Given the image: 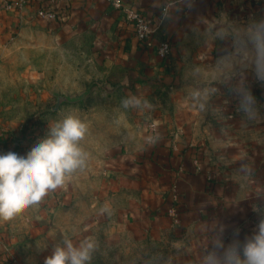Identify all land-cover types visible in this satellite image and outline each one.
Listing matches in <instances>:
<instances>
[{"label":"crops","instance_id":"1","mask_svg":"<svg viewBox=\"0 0 264 264\" xmlns=\"http://www.w3.org/2000/svg\"><path fill=\"white\" fill-rule=\"evenodd\" d=\"M4 1L0 0V5ZM122 2L140 13L153 30L148 39L139 40L134 24L107 0L60 1L54 7L57 18L53 20L34 18L36 11L48 3L32 0L31 9L24 14L0 11V43L18 34L21 24L33 21L59 37L90 29L103 55L118 56L116 64L129 74L126 84L132 83L138 92L151 89L145 100L149 109L142 116L140 136L113 155L107 174H113L114 179L105 180L106 191L90 206L91 218L84 231L92 234L113 223L154 235L171 232L189 241L191 260L196 258L203 264L216 241L225 246L236 239L243 242L264 219V154L256 158L250 151L230 150L226 147L230 142L225 139L228 128H213L201 120L209 117L206 108L210 102H227L225 112L234 121L241 120V128L264 129V83L257 81L251 70L243 73L248 87L256 86L262 103L250 120L238 111L237 98L231 91L240 77L229 81L214 78L217 61L235 51L238 32L250 20L264 18V0ZM217 29L227 34L224 39L218 38ZM163 42L171 45L166 58L158 55ZM165 85L168 95L162 97L160 86ZM205 88L215 92L200 109L191 93ZM154 122L157 138L147 143V127ZM257 146L258 153H264V144ZM105 205L108 211L101 212ZM173 208L177 209L176 218L171 214ZM68 214L72 216L68 226L76 230V207ZM235 229H239L238 237L234 236ZM5 241L9 243V237Z\"/></svg>","mask_w":264,"mask_h":264},{"label":"rangeland","instance_id":"2","mask_svg":"<svg viewBox=\"0 0 264 264\" xmlns=\"http://www.w3.org/2000/svg\"><path fill=\"white\" fill-rule=\"evenodd\" d=\"M97 41L90 29L59 37L33 21L21 24L18 34L0 43V154L11 151L25 155L47 134L50 125L69 113L88 125L80 142L88 154L86 166L38 205L11 221L0 222V264H44L53 247L66 237L75 244L93 239L96 247L90 264H200L190 258V242L171 232L155 237L151 232L113 223L92 234L84 231L91 218L90 206L107 189L105 180L114 179L113 174H107L113 155L140 136L142 116L149 109L143 105L125 109L121 101L136 96L143 102L151 90L146 87L138 92L132 83L126 84L129 74L117 65L118 56L103 55ZM254 87L251 91L257 109H261ZM160 88V96H167V85ZM59 96L72 102L56 108ZM227 104L210 102L206 108L209 117L202 122L228 128L225 139L232 144L226 146L230 150L250 151L256 158L263 155L257 145L264 144V132H259L264 129L241 128V120L234 121L225 112ZM73 207L78 217L76 230L68 226L72 217L68 212ZM98 217L96 220L102 222ZM11 244L14 248H9Z\"/></svg>","mask_w":264,"mask_h":264},{"label":"clouds","instance_id":"3","mask_svg":"<svg viewBox=\"0 0 264 264\" xmlns=\"http://www.w3.org/2000/svg\"><path fill=\"white\" fill-rule=\"evenodd\" d=\"M216 34L220 39L227 35L222 29H217ZM247 70L264 83V18L250 20L238 32L235 51L217 61L214 77L224 81L240 77L231 91L237 98L238 111L251 120L257 115V99L243 77ZM213 92L215 89L195 90L191 97L203 109L204 101ZM142 103L149 106L136 96L121 101L125 109L138 108ZM87 133L88 125L69 113L50 125L47 134L25 155L11 151L0 154V222L11 221L38 205L49 192L63 187L74 172L86 166L88 154L80 142ZM149 142L154 140L149 138ZM105 211H108L107 205L101 209ZM234 236H239V229L234 230ZM95 247L91 237L79 244L66 237L53 247L44 264H90ZM203 264H264V219L259 220L243 242L236 239L225 246L222 241H216L214 250L203 258Z\"/></svg>","mask_w":264,"mask_h":264},{"label":"built area","instance_id":"4","mask_svg":"<svg viewBox=\"0 0 264 264\" xmlns=\"http://www.w3.org/2000/svg\"><path fill=\"white\" fill-rule=\"evenodd\" d=\"M63 0H46L48 3L47 6L42 7L36 11L34 18L42 19V20H53L57 18L56 11L54 7L56 4ZM108 3L118 11H121L124 14L126 20L130 23H133L135 26L136 37L144 41L148 39L152 34L153 30L147 25L143 16L123 5L122 0H107ZM32 7V0H6L0 5V11L3 12H16V13H26ZM171 51V45L168 42H163L160 44L158 48V55L161 58H166ZM149 138H152L154 141L157 138V128L153 127V124H149L147 127V143L149 142ZM173 217L177 216V209L173 208L171 211ZM175 224H178V219H175Z\"/></svg>","mask_w":264,"mask_h":264},{"label":"water","instance_id":"5","mask_svg":"<svg viewBox=\"0 0 264 264\" xmlns=\"http://www.w3.org/2000/svg\"><path fill=\"white\" fill-rule=\"evenodd\" d=\"M57 107L56 108H59V106L63 103H70L72 102L68 97H62V96H59L58 99H57Z\"/></svg>","mask_w":264,"mask_h":264}]
</instances>
